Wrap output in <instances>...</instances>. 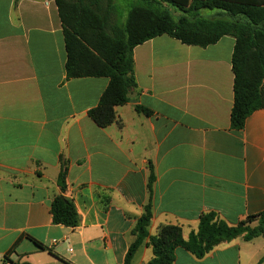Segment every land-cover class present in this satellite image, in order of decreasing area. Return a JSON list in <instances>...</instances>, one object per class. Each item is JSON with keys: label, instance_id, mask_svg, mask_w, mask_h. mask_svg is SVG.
<instances>
[{"label": "crops", "instance_id": "1", "mask_svg": "<svg viewBox=\"0 0 264 264\" xmlns=\"http://www.w3.org/2000/svg\"><path fill=\"white\" fill-rule=\"evenodd\" d=\"M234 46L232 36L199 47L166 34L136 46L137 89L115 108L122 126L100 128L88 113L110 80L67 78L55 1L0 0V264H123L150 164V235L178 224L188 237L204 212L229 225L263 212L264 109L232 129ZM62 156L75 228L51 214ZM146 242L133 264L151 260ZM175 264H264V237L236 238L202 259L178 248Z\"/></svg>", "mask_w": 264, "mask_h": 264}, {"label": "trees", "instance_id": "2", "mask_svg": "<svg viewBox=\"0 0 264 264\" xmlns=\"http://www.w3.org/2000/svg\"><path fill=\"white\" fill-rule=\"evenodd\" d=\"M54 1L63 28L67 78L106 77L110 80L99 104L88 113L98 127L107 128L114 123L122 126L115 108L128 103L137 89L133 50L164 34L185 45L199 47L215 44L224 36L234 37L232 129H243L254 111L264 109V0H140L127 11L125 24H115L112 33L99 7L100 0ZM163 3L171 4L182 15L174 17ZM204 10H217L219 15L206 18L201 14ZM136 110L151 113L140 106H136ZM68 169L69 160L62 156L58 176L62 193L53 200L51 214L54 224L75 228L81 219L74 202L65 196ZM149 169L148 201L132 231L135 240L123 264H133L146 240L153 256L145 264H175L178 248L202 259L236 238L251 241L264 236V211L249 215L237 225H229L215 212H204L188 237L178 224L161 225L155 235H150L155 172L151 164ZM14 250H10L5 261L9 262Z\"/></svg>", "mask_w": 264, "mask_h": 264}, {"label": "rangeland", "instance_id": "3", "mask_svg": "<svg viewBox=\"0 0 264 264\" xmlns=\"http://www.w3.org/2000/svg\"><path fill=\"white\" fill-rule=\"evenodd\" d=\"M76 2L77 0H69ZM191 1V0H190ZM140 0H100L99 7L106 20V25L109 27L108 31L112 33V27L115 24L122 22L125 24L127 18V11L131 6L139 4ZM163 7L170 11L174 17H179L182 12L169 3H163ZM202 16L212 18L219 15V11H202ZM107 15V17H106Z\"/></svg>", "mask_w": 264, "mask_h": 264}, {"label": "water", "instance_id": "4", "mask_svg": "<svg viewBox=\"0 0 264 264\" xmlns=\"http://www.w3.org/2000/svg\"><path fill=\"white\" fill-rule=\"evenodd\" d=\"M264 237V236H263Z\"/></svg>", "mask_w": 264, "mask_h": 264}]
</instances>
